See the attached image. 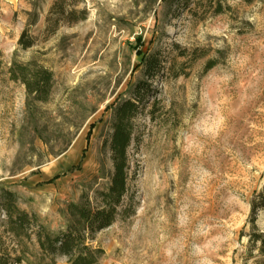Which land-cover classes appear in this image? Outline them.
Masks as SVG:
<instances>
[{"label": "rangeland", "instance_id": "374dc122", "mask_svg": "<svg viewBox=\"0 0 264 264\" xmlns=\"http://www.w3.org/2000/svg\"><path fill=\"white\" fill-rule=\"evenodd\" d=\"M51 2L0 0V264H71L40 247L39 227L63 230L82 193L96 205L112 108L149 53L161 68L132 121L125 193L85 236L94 264H264L251 240L264 212L249 223L264 183V0H76L86 18L47 33ZM19 65L52 73L47 100L13 79Z\"/></svg>", "mask_w": 264, "mask_h": 264}, {"label": "trees", "instance_id": "16d2710c", "mask_svg": "<svg viewBox=\"0 0 264 264\" xmlns=\"http://www.w3.org/2000/svg\"><path fill=\"white\" fill-rule=\"evenodd\" d=\"M85 9L77 8L76 0H52L45 15V31L54 33L61 25H72L86 18ZM35 19V15L33 16ZM33 19V21H34ZM18 44L21 48L33 45V38L26 36L23 30ZM143 79L137 81L128 90L127 97L117 102L112 108L111 134L108 149L112 162V173L108 184L102 190H96V205H91L88 195L82 193L76 202H68L65 207V228L57 233L40 226L37 239L42 249L51 253L60 252L71 258V264H94L92 252L85 245L86 234L96 232L110 225L117 212V206L126 189L127 149L132 134V121L138 111L139 104L149 95V80L160 71V58L147 54L141 61ZM212 62H207V68ZM18 72L11 70L13 79L24 82L27 91L33 94L36 101H45L49 97L52 73L47 69H33L19 65ZM19 73V74H16ZM28 73V74H27ZM21 75V76H20ZM21 77V78H20ZM249 223L255 229V221L260 212H264V183L260 190L253 193L250 202ZM21 218L24 219L25 214ZM251 240L258 242L259 252L264 254V232L251 234Z\"/></svg>", "mask_w": 264, "mask_h": 264}]
</instances>
